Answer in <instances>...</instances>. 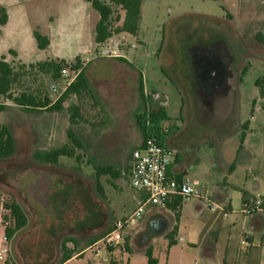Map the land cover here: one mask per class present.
Listing matches in <instances>:
<instances>
[{
	"label": "rangeland",
	"instance_id": "obj_1",
	"mask_svg": "<svg viewBox=\"0 0 264 264\" xmlns=\"http://www.w3.org/2000/svg\"><path fill=\"white\" fill-rule=\"evenodd\" d=\"M0 6L8 15L0 28V55L19 73L14 94L41 93L54 101L61 90H49L59 80L20 63L99 56L85 70L88 90L69 95L60 111L30 112L0 97V104H6L0 123L10 126L16 143L15 154L0 160V197L19 204L28 219L12 241L16 264H54L53 257L62 253L59 241L82 237V243L91 232L93 225H78L88 212L91 216L95 211L96 218L110 215L106 226H112L113 215L131 210L136 190L125 168L141 140L135 116L144 107L165 106V124L170 126L165 145L179 153L181 167L201 184L221 180L247 189L252 178L243 164L249 156L264 172V98L254 84L264 73V45L258 39L264 42V0H142L137 36L114 34L96 50L88 33L90 9L82 0H0ZM122 15L116 7L114 26ZM35 26L50 39L45 52L37 48ZM119 52L122 58L100 59ZM201 64L209 72L199 73ZM96 67L101 70L95 72ZM129 77L132 85L127 84ZM71 106L78 109L74 125L67 121ZM68 129L81 145L74 147L75 157L44 163L34 175V154L68 143ZM233 163L239 167L234 174ZM105 165L120 175L96 173V167ZM239 203L234 200V205ZM211 214L197 198L182 201L179 222L170 210L164 217L167 230L153 231L152 217L145 212L125 238L124 251L116 249L103 261L89 248L80 261L69 264L87 259L95 264H146L147 247L157 264H234L237 238L229 234L236 230H209ZM178 223L176 243L169 246L166 234L174 225L178 229Z\"/></svg>",
	"mask_w": 264,
	"mask_h": 264
},
{
	"label": "trees",
	"instance_id": "obj_2",
	"mask_svg": "<svg viewBox=\"0 0 264 264\" xmlns=\"http://www.w3.org/2000/svg\"><path fill=\"white\" fill-rule=\"evenodd\" d=\"M85 1L90 4L92 10H94L98 15V20L93 28L92 37L93 44L96 49L104 45L114 34L125 33L133 37L137 36L139 31L142 0ZM116 7L123 11V15L120 17L121 23H119L118 26H114L115 19H113V13ZM7 20V12L5 8L0 6V28L7 22ZM33 36L36 41L37 48L45 51L49 45L48 36L42 34L38 27L33 29ZM258 39L264 45L260 36ZM80 63V59L77 57L73 61L51 58L29 64L28 66L20 63V67H28L30 70L47 73L50 75L52 80L56 81L60 78V70L62 67L68 64H73L78 67L80 66ZM18 76L19 73L15 70L13 64L5 60L4 56L0 57V97L11 100L14 105H17L27 111H60L63 109V103L69 95L74 94L79 96L88 90V82L83 68L74 82H72V84L68 86V88L54 101H52L46 94L41 93L34 94L32 92H20L19 94H14L12 89ZM254 84L258 88L260 97L264 98V73L255 80ZM5 107L6 104H0V110H3ZM69 109L71 112L69 117L70 125L77 124V107L71 106ZM168 119L169 115L165 107L160 104L149 106V108L144 107L141 111H139L135 116L136 124L141 134V140L137 147H141L145 139L148 137H154L159 144L165 145V139L170 132V126L167 125L166 130H162V123L167 122ZM67 138L68 143L62 146L52 148L44 152H36L34 154L36 160L40 163L56 164L61 156L70 158L75 157L74 147H80L81 145L79 141L76 140L71 129L67 130ZM15 151L16 143L10 126L5 123H0V160L13 156ZM96 173L100 175L110 174L112 177H118L120 175V170L110 165H105L96 167ZM181 203L182 201L177 198L172 204H169V207L174 212L177 220ZM5 206L9 210V215L7 217L9 224L6 227V232L9 237H12L18 230L26 226L27 218L19 204L15 202H5ZM176 233L177 226L174 225L173 228L166 234L169 246L176 243ZM64 253V259L71 257V252L66 249H64ZM144 254L146 256V264H157V259L153 256L151 247H147Z\"/></svg>",
	"mask_w": 264,
	"mask_h": 264
},
{
	"label": "crops",
	"instance_id": "obj_3",
	"mask_svg": "<svg viewBox=\"0 0 264 264\" xmlns=\"http://www.w3.org/2000/svg\"><path fill=\"white\" fill-rule=\"evenodd\" d=\"M82 1L84 2L85 7H87L88 10L90 9L89 10L90 22H88V24H89L88 25V31H89L88 33L90 36L91 46L96 50V48L93 44L92 37H93V28L95 26V23L98 20V15L94 10H92V8L90 7V4L88 2H86L85 0H82ZM7 22H8V20H7ZM7 22L2 27H4L7 24ZM35 27H37V26H35ZM49 46H50V39H49V45L45 51H47L49 49ZM0 56L2 57L3 55H0ZM76 57L80 59V62L83 66V70L85 73L86 67H88L99 56L95 57V56L91 55L89 58H86V59L81 58L79 55L74 56V58H72V59H65L61 56H55L54 58L52 57V59H59L60 58V59L66 60V61H73ZM119 57H121V58L123 57L121 52H119L118 54H115V55H111V56H108V55L101 56L100 59L105 58V59H107V61H110L111 59L119 58ZM5 60H6V58H5ZM110 63H112V62H110ZM136 68L138 70V67H136ZM99 70H101V67H96L94 71L98 72ZM104 70L109 74L114 73L113 70L111 69V67H106ZM139 74H140L139 84L141 85V87H143V73H142L141 69L139 71ZM85 76H86V73H85ZM131 78L132 77H129L126 79L127 84H129V85H132V79ZM86 79H87V76H86ZM87 82H88V79H87ZM30 112H32V111H30ZM69 117H68L67 121H69ZM66 123L64 125V131H65V128L67 126ZM66 135H67V131H66ZM136 147L134 149H136ZM48 150H50V149H48ZM239 150H241V147L238 148V152H239ZM251 158L252 157L249 156V161L247 163L243 164L244 165L243 170L250 174L249 178H252L251 179L252 184L248 187L249 189L245 188V184H244L245 189H242L240 187V185L228 184V183L223 182L221 180H212V181H208V182L203 181V184H201L197 179H194L193 177H189L186 170L181 167V165H180L181 157H180L178 152L176 153L175 158L172 160L171 164L168 167V173L170 176L175 177V178H181L182 176H187L190 179L197 181L199 184L205 186L210 200L212 202H214L215 204H217L218 206L223 207L226 210L227 214L225 216H223V214L219 210L212 211L210 208L207 207L208 210L213 213V214H211L212 215L211 217H208L209 230L213 226L216 227L215 231L217 233L219 232V230L224 228V226L225 227L227 226V228L230 230H236V233H230L229 234L231 237L237 238V247L235 249L234 264H264V214H259L256 216H246V215L242 214L240 211L242 202H244L248 199H251V198L255 197L256 195L264 194L263 166L258 160L255 161V160H252ZM58 163H59V159H58V162L56 164H58ZM42 165H44V163L36 162L34 164V168H35V171L33 172L34 175L38 173L36 167H39ZM130 165H131V160H129L128 166L125 168L127 179H128V171H129ZM238 168H239L238 165L236 166V165H234V163L231 164V168H230L231 173L232 174L236 173ZM122 174H123V172H122ZM65 193L67 194L68 191H65ZM54 199H55V197L51 198L52 204H54V202H53ZM141 199H143L142 192L135 191L134 203H133V206L131 207V210H129L127 213H124L120 217L113 215L115 217V219L121 218V217L127 215L128 213H130L132 210H134L138 204V201ZM234 200H236V201L240 200L239 205H237V206L234 205ZM187 201H191V199L187 200ZM56 207L61 209L62 206L56 205ZM169 211L170 210H168V209L167 210H160V209L154 208V209H151V210L146 212V213H148L149 217H152L150 228L153 231H155V230H160V231L167 230L168 225H167L164 217L166 214H168ZM200 211H201V209H199V212ZM23 212H24V210H23ZM94 212L91 214V216L88 212L85 217H83V218H81V220H79V223H78V225L81 226L82 224H84V222H86L87 226L89 225L88 229L90 228V226L93 225V227L90 229L91 232L87 231V236H86L87 238L84 239V241L82 243H78V242H80L79 239L82 237H79V238L71 237V238H69V240L63 239L62 242L59 241L58 243H60V248L62 250V253L61 254L56 253V255L53 257L55 259L54 264H69L73 261H80L84 257L85 251H87L89 248H91V246L97 240H99L106 232H108L110 230V228L112 226L110 224H108L106 226L107 219H109L110 215L103 216V217L101 216V217L96 218ZM172 213L174 214V212H172ZM178 213H179V215H178V222H179V220L181 218V205L179 207ZM231 215H232V218L230 220H228L225 223L222 222L223 219H228V217ZM25 216H26V214H25ZM143 217H142V219H143ZM27 222H28V219H27ZM146 225H147V223H146ZM160 225L163 226L162 229L158 228V226H160ZM20 230H18L16 233H18ZM209 230L206 231L205 234H209L208 233ZM178 232H179V223H178V229H177L176 236L178 235ZM16 233L11 237V251H10V255H9V259L11 261V264H14V263L16 264V261H15L14 256H13L14 252H13V243H12L13 238L16 235ZM211 234H213L212 237H213V239H215V241L218 240V237L216 235H214V231ZM176 236H175V240H176ZM243 240H244V243H242ZM56 243L57 242H55V244ZM58 245L59 244H57V246ZM70 245H71V247H70ZM64 249L71 252L70 258L64 259V254H65ZM91 252L93 254V257H96V255L93 253L92 249H91ZM108 254L109 253H107V255ZM107 255L102 254V255H100V258L103 261H105L107 258ZM95 262L96 261L94 259H92L91 261L87 259L83 264H95ZM203 264H207V263H203Z\"/></svg>",
	"mask_w": 264,
	"mask_h": 264
},
{
	"label": "built area",
	"instance_id": "obj_4",
	"mask_svg": "<svg viewBox=\"0 0 264 264\" xmlns=\"http://www.w3.org/2000/svg\"><path fill=\"white\" fill-rule=\"evenodd\" d=\"M82 68L81 63L78 67L73 64L62 67L60 82L51 84L49 90L58 92L60 87L59 97L74 82ZM166 128L167 124L162 123V130H166ZM175 156L176 152L166 145L159 144L154 137L146 138L141 147H137L132 151L128 181L131 188L142 192L143 199L138 201L137 206L130 213L116 219L111 229L91 246L96 256L107 255V253L116 249L124 251L125 238L138 225L143 214L154 208L171 210L169 204H172L177 198L181 201L197 198L212 211L219 210L223 216L227 214L223 207L210 200L205 186L187 176L177 179L168 174V167ZM240 211L246 216L264 214V194L256 195L242 202ZM8 215L9 210L0 197V264H11L9 259L11 237L6 232V227L9 224ZM242 243H244V240ZM194 264L200 263L194 262Z\"/></svg>",
	"mask_w": 264,
	"mask_h": 264
},
{
	"label": "flooded vegetation",
	"instance_id": "obj_5",
	"mask_svg": "<svg viewBox=\"0 0 264 264\" xmlns=\"http://www.w3.org/2000/svg\"><path fill=\"white\" fill-rule=\"evenodd\" d=\"M203 63V61H201ZM203 69L207 70L209 72V69L205 66H203V64L200 65V72L199 73H202L203 74Z\"/></svg>",
	"mask_w": 264,
	"mask_h": 264
},
{
	"label": "water",
	"instance_id": "obj_6",
	"mask_svg": "<svg viewBox=\"0 0 264 264\" xmlns=\"http://www.w3.org/2000/svg\"><path fill=\"white\" fill-rule=\"evenodd\" d=\"M162 227H163L162 225L158 226L159 229H162Z\"/></svg>",
	"mask_w": 264,
	"mask_h": 264
}]
</instances>
